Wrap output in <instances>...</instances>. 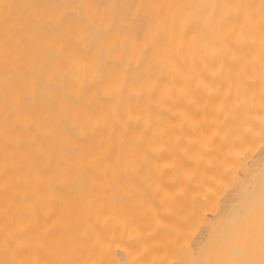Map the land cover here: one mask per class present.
Returning <instances> with one entry per match:
<instances>
[{"label":"bare ground","instance_id":"obj_1","mask_svg":"<svg viewBox=\"0 0 264 264\" xmlns=\"http://www.w3.org/2000/svg\"><path fill=\"white\" fill-rule=\"evenodd\" d=\"M0 264H264V0H0Z\"/></svg>","mask_w":264,"mask_h":264}]
</instances>
